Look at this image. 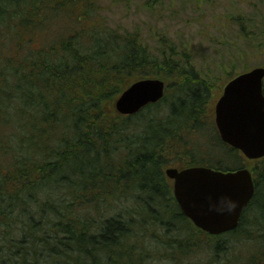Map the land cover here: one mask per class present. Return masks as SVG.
<instances>
[{"label":"trees","instance_id":"trees-1","mask_svg":"<svg viewBox=\"0 0 264 264\" xmlns=\"http://www.w3.org/2000/svg\"><path fill=\"white\" fill-rule=\"evenodd\" d=\"M103 9L0 0V264H264V158L246 160L209 119L235 71H199L164 32L151 44ZM145 77L164 81L162 99L120 115L116 98ZM195 165L250 169L233 231L209 235L181 212L165 169Z\"/></svg>","mask_w":264,"mask_h":264},{"label":"water","instance_id":"water-1","mask_svg":"<svg viewBox=\"0 0 264 264\" xmlns=\"http://www.w3.org/2000/svg\"><path fill=\"white\" fill-rule=\"evenodd\" d=\"M264 67L250 69L227 81L214 105L220 139L253 161L264 158ZM160 79L134 81L116 99L120 115H134L158 103L165 91ZM175 201L197 228L211 235L233 231L252 200L253 175L248 168L230 171L204 166L168 167Z\"/></svg>","mask_w":264,"mask_h":264},{"label":"rangeland","instance_id":"rangeland-1","mask_svg":"<svg viewBox=\"0 0 264 264\" xmlns=\"http://www.w3.org/2000/svg\"><path fill=\"white\" fill-rule=\"evenodd\" d=\"M98 1L112 27L137 28L151 44L156 32H164L181 50L192 54L191 61L199 71L206 70L214 77H221L223 69L238 75L264 67V0H163L152 11L141 2L127 7L110 5L111 0ZM223 78L208 106L213 124L214 104L228 80Z\"/></svg>","mask_w":264,"mask_h":264}]
</instances>
